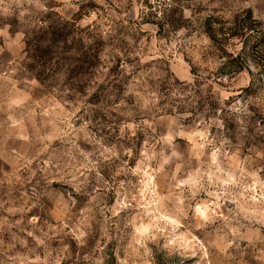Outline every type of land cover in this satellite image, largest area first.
<instances>
[{"label": "rangeland", "instance_id": "374dc122", "mask_svg": "<svg viewBox=\"0 0 264 264\" xmlns=\"http://www.w3.org/2000/svg\"><path fill=\"white\" fill-rule=\"evenodd\" d=\"M249 14L261 37L264 0L0 3V264H264V226L244 219L259 209L238 195L264 185V45L227 39ZM216 149L244 210L228 199L213 220L182 219L195 254L136 243L139 209L118 204L146 179L131 169L163 164L156 182L172 206Z\"/></svg>", "mask_w": 264, "mask_h": 264}, {"label": "clouds", "instance_id": "9594fccd", "mask_svg": "<svg viewBox=\"0 0 264 264\" xmlns=\"http://www.w3.org/2000/svg\"><path fill=\"white\" fill-rule=\"evenodd\" d=\"M3 0H0L2 3ZM191 13L185 9V17L190 16ZM8 25H5V29ZM129 129H134V124L126 125ZM135 132L133 131V135ZM201 139H206V137L201 136ZM203 147V145H201ZM219 149H216L212 153L211 164L209 166V171L205 173H199V180H194L191 176L186 179L180 180L176 184V188L179 190L175 201L172 206H168L165 201L168 197L161 195L158 191L157 185V175L165 171L163 164L155 169L149 170L147 166L142 169L138 165L136 168L131 169L132 174L142 173L145 180L140 181L142 187L137 190V195H133L131 199L125 197L123 200L119 201V208L127 209L133 207V201H135V207L139 209L136 222H130L133 228V233L139 239L136 243L143 245L145 240L157 241L158 237L167 240V243L163 247H168L169 245L177 244L180 249L185 251L191 250L190 253L195 254L198 248H202L199 241L196 240L190 232H179L178 230L183 227L181 220L184 218H189L193 222L201 221L208 222L217 218L219 215V209L225 200L231 199L233 203L237 205L238 208L243 209L240 201L237 200L234 191L236 186L239 184L238 178L232 173L223 172L219 163L217 162L216 153ZM116 155V153H112ZM140 155L146 159H150L147 152L141 151ZM173 155H176L173 153ZM168 161L165 160L164 164ZM212 165H215L214 170ZM75 178V177H74ZM206 178V179H205ZM199 184V187L196 185ZM205 184H210L213 190H209L205 187ZM79 191V188L77 187ZM207 192L209 199L197 200L196 198L200 192ZM248 193H239L238 195L243 197V204H251V206L257 207L259 211L254 212L250 216H245L244 219L249 220V222L255 220L256 223L264 226V185L261 186L260 192L257 194L254 186H249L245 189ZM187 193V194H186ZM186 201L189 203L186 204ZM188 212H191V217H188ZM147 219L145 223L144 220ZM31 235V233H29ZM83 235V233H81ZM191 237V239H189ZM243 239L244 237H239ZM43 243V241H39ZM184 252H182L183 254ZM208 251L204 250L200 259L202 261L207 260ZM15 258H13L14 260ZM47 264V260L43 262ZM209 264L211 262L209 261Z\"/></svg>", "mask_w": 264, "mask_h": 264}, {"label": "trees", "instance_id": "16d2710c", "mask_svg": "<svg viewBox=\"0 0 264 264\" xmlns=\"http://www.w3.org/2000/svg\"><path fill=\"white\" fill-rule=\"evenodd\" d=\"M244 22H247V23L250 22L251 24L250 23L245 24ZM231 23L232 25L228 28L229 31H228L227 39L229 38L242 39V41L244 42V45H247V42H249L248 40H250L251 38H256L261 43V44H258L259 46L264 45V37H263L264 33L262 34L261 37H258L257 36L258 34L251 33V30L254 29L256 26L252 25V23L254 24L255 21L253 20L250 14L245 20L240 21L236 18L234 19V21H231ZM206 31L214 44H221L222 39L219 37V34L216 32V30L212 27L209 20L207 21ZM254 54L255 52L253 50L252 55ZM230 57H231V60L229 61L228 64L236 65L235 67L237 68V70L238 71L241 70L242 65L239 63L242 58L241 53H239L236 57H232L231 55ZM244 61H245V58H244Z\"/></svg>", "mask_w": 264, "mask_h": 264}]
</instances>
